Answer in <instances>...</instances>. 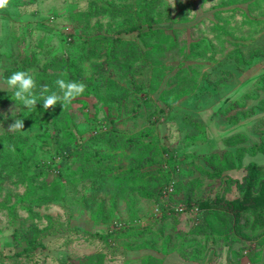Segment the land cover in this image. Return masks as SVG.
Masks as SVG:
<instances>
[{"label":"rangeland","instance_id":"1","mask_svg":"<svg viewBox=\"0 0 264 264\" xmlns=\"http://www.w3.org/2000/svg\"><path fill=\"white\" fill-rule=\"evenodd\" d=\"M168 5L12 0L0 12V264H264V205L228 204L264 201V0ZM15 71L37 91L87 87L30 111L6 84ZM15 119L23 132L8 131ZM171 152L175 205L214 206L198 220L159 203Z\"/></svg>","mask_w":264,"mask_h":264},{"label":"clouds","instance_id":"2","mask_svg":"<svg viewBox=\"0 0 264 264\" xmlns=\"http://www.w3.org/2000/svg\"><path fill=\"white\" fill-rule=\"evenodd\" d=\"M12 0H0V12L7 10L11 6ZM169 5L175 8L176 0H169ZM168 5V6H169ZM67 73H61V77H66ZM8 89H14V101H19L23 107L28 110H34L37 106V101L43 102V108L48 110L54 108L58 103L63 108L72 104V101L82 96L86 90V84L74 80H66L58 78L55 81L59 92L51 91L48 85H40L37 91V83L32 74L27 71H15L6 80ZM5 119L7 116L5 115ZM24 120L15 119L8 126L10 132H23ZM10 151H15L14 146H7Z\"/></svg>","mask_w":264,"mask_h":264},{"label":"trees","instance_id":"3","mask_svg":"<svg viewBox=\"0 0 264 264\" xmlns=\"http://www.w3.org/2000/svg\"><path fill=\"white\" fill-rule=\"evenodd\" d=\"M113 86H115V83H114ZM102 97L103 96H101V98ZM105 98L106 97H104V99ZM102 128H103L102 125H98L97 124L96 127L92 131L93 133H92V136L90 137V139L93 138V137H99V136H101V134L104 132ZM94 131L96 133H94ZM90 139L87 140L86 142H83L82 140L78 139L79 142L81 143V146H80V149L81 150L83 149L84 144L88 143L90 141ZM216 141L219 142V140H216ZM215 143L216 142L212 140V144L214 145ZM76 148H78V147L75 146V149ZM69 152H70V150L69 151L68 150H65L63 152V155L62 156H66V154L69 153ZM179 158H180V155L178 153H174V152L168 153V156H165V157L163 156V159L164 160L161 162V163H163L161 165V168L163 169V172H167V175H168V173L171 172V175L172 176L168 180H166V182L164 183V185H162L160 187V193H159L160 194V199H159V203H160L161 207L165 211L167 210V211H169L171 213H178V212L185 213L186 212L187 214H191V216L193 218H197V220H198L205 209L207 210L209 208H213L214 206L207 208V207L202 206L201 204H198V203L194 202L193 200H191L189 198L186 201L184 200L185 201L184 203L186 205V208L184 210L180 211V210H177L176 209V207H175L176 205L175 204L178 203V202H177V200H175V195L178 193L179 180H175V176L174 175L176 173H178V171H180V170L175 169L177 167H180V165H179V160L180 159ZM234 169L235 168H229V169H226V170H234ZM171 183L174 185V191L167 198V196L164 194V191L166 190V188ZM249 193H250L249 190H247L246 191V197L249 195ZM258 195H261V194H258ZM216 199H217V202H218L216 204H219V201H220L219 199L220 198L218 196H216ZM228 204H230L233 209H235V210H237L239 212V211H242V210H245V209H248V208H251V207H255V206L259 208L260 206L264 205V201H262V198H259V196L256 195V198L253 201L252 205L246 204L242 200L230 201ZM193 207H196V209L198 208L197 213H194L193 212V209H194ZM157 221L158 220H156V222ZM157 224H159V223H157ZM109 234H110V236L112 235L111 233H109ZM161 239L163 240L164 239V236H162Z\"/></svg>","mask_w":264,"mask_h":264},{"label":"built area","instance_id":"4","mask_svg":"<svg viewBox=\"0 0 264 264\" xmlns=\"http://www.w3.org/2000/svg\"><path fill=\"white\" fill-rule=\"evenodd\" d=\"M174 191V185L171 183L167 188L166 190L164 191V194L167 196V198L169 197V195ZM177 210H184L186 208V206L184 204H180V205H176L175 206ZM197 211V210H196ZM195 211V212H196ZM194 212V213H195Z\"/></svg>","mask_w":264,"mask_h":264}]
</instances>
